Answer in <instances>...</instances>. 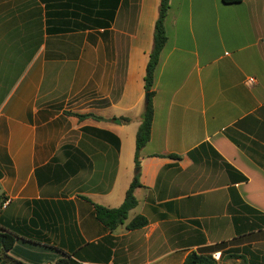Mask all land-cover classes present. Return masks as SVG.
I'll list each match as a JSON object with an SVG mask.
<instances>
[{
  "label": "crops",
  "instance_id": "obj_1",
  "mask_svg": "<svg viewBox=\"0 0 264 264\" xmlns=\"http://www.w3.org/2000/svg\"><path fill=\"white\" fill-rule=\"evenodd\" d=\"M159 2L0 0V231L21 232L10 257L264 264V0H169L136 169ZM136 175V207L108 231L92 204L118 208Z\"/></svg>",
  "mask_w": 264,
  "mask_h": 264
},
{
  "label": "trees",
  "instance_id": "obj_2",
  "mask_svg": "<svg viewBox=\"0 0 264 264\" xmlns=\"http://www.w3.org/2000/svg\"><path fill=\"white\" fill-rule=\"evenodd\" d=\"M226 3H238L240 0H223ZM169 9V0H160L158 7V15L154 24L153 44L152 49L148 56V61L145 67V74L143 77V88L145 94L148 95V104L145 106L143 114L141 115V122L135 134V152H134V164L139 168V154L142 148L150 139V129L153 118L152 97L154 92L152 91L154 70L158 64L159 55L166 43V34L164 30V19ZM264 17V13H263ZM78 120L87 118H94L93 115H74ZM128 122V119H124ZM170 158H178L176 156H170ZM241 179V178H240ZM138 181V175L134 177L129 185L122 204L115 209H108L99 205H93L95 219L103 225L108 231H113L120 225H122L127 219L129 211L136 207V200L134 197V190L140 187ZM87 200V199H86ZM146 220L143 217L134 218L127 226V230H135L146 225ZM21 235L18 228H10L0 231V264H25L19 260H16L8 255V252L14 246L16 238ZM232 258H239L233 256ZM54 264H72L68 258L58 259ZM182 264H217L212 257L199 255L195 252L188 254Z\"/></svg>",
  "mask_w": 264,
  "mask_h": 264
},
{
  "label": "water",
  "instance_id": "obj_3",
  "mask_svg": "<svg viewBox=\"0 0 264 264\" xmlns=\"http://www.w3.org/2000/svg\"><path fill=\"white\" fill-rule=\"evenodd\" d=\"M148 100H149L148 95L145 94V95H144V104H145V105L148 104Z\"/></svg>",
  "mask_w": 264,
  "mask_h": 264
},
{
  "label": "built area",
  "instance_id": "obj_4",
  "mask_svg": "<svg viewBox=\"0 0 264 264\" xmlns=\"http://www.w3.org/2000/svg\"><path fill=\"white\" fill-rule=\"evenodd\" d=\"M250 81H252V79H251ZM7 204H8V201H6V202L1 206V208L4 209V208L7 206Z\"/></svg>",
  "mask_w": 264,
  "mask_h": 264
},
{
  "label": "rangeland",
  "instance_id": "obj_5",
  "mask_svg": "<svg viewBox=\"0 0 264 264\" xmlns=\"http://www.w3.org/2000/svg\"><path fill=\"white\" fill-rule=\"evenodd\" d=\"M137 169V168H136Z\"/></svg>",
  "mask_w": 264,
  "mask_h": 264
}]
</instances>
